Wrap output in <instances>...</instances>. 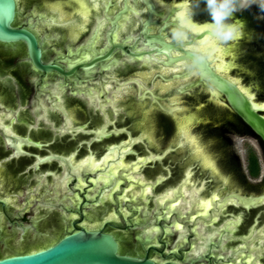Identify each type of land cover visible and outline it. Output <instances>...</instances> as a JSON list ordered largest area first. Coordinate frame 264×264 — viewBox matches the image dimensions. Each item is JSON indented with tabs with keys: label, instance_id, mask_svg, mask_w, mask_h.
Wrapping results in <instances>:
<instances>
[{
	"label": "flooded vegetation",
	"instance_id": "obj_1",
	"mask_svg": "<svg viewBox=\"0 0 264 264\" xmlns=\"http://www.w3.org/2000/svg\"><path fill=\"white\" fill-rule=\"evenodd\" d=\"M15 1L13 26L25 28L35 36L42 62L75 73L64 77L57 72H40L30 62L23 42L0 43L3 246H10L8 242L16 236L22 244L30 237L45 240L35 247L38 248L85 229L114 237L120 254L155 264H264V192L248 194L231 185L230 178L220 170L218 159L193 127L220 128V121L199 117L203 110L212 107L237 122L241 134L254 137L263 154L264 141L224 97L219 104L208 98V92L215 91L209 83L187 90L198 81L199 73L190 67L189 60L178 59L182 56L179 51L171 49L173 61L156 51L162 48L160 39L185 51H190L194 42L192 35L183 44L171 39L170 32L176 27L171 17L174 9L161 11L152 0ZM203 8L201 4V10L193 16L196 21H210ZM234 19L242 21L253 34L252 40L242 46V68L234 75L241 76L245 83H257L258 98L262 100L264 78L249 71L241 56L251 52L245 48L254 43L256 51L249 57L262 65L264 75V12L253 5L236 13ZM101 23L104 24L100 29ZM115 30L117 40L112 35ZM97 33L92 48L90 43ZM86 54L90 59L82 61L80 55ZM98 57L106 58L91 65ZM150 60L152 65L148 66L146 62ZM181 61L189 67L163 76L162 68L173 70ZM191 70L197 76L188 84L162 89L167 81L182 80ZM177 97L182 110L171 113ZM194 98L204 99L187 103ZM189 106H194L193 111L185 110ZM258 111L264 117L263 111ZM155 112L176 122L175 144L161 151V140L154 138ZM79 113L85 114L83 121ZM186 114L195 116L191 134L200 149L211 156L214 169L205 167L203 158L179 132L178 124ZM138 115L139 120L135 121ZM229 124L237 128L236 124ZM184 153L186 157L172 162L174 156ZM252 157L257 161V173H253ZM188 160L191 162L185 164ZM144 161L146 164H142ZM246 161L250 178L257 179L261 166L253 147L248 146ZM112 162L110 174L116 173L115 178L110 177L106 184L96 183V176ZM90 163V169L84 171ZM136 165L139 169L134 172ZM176 167L183 169L178 180L174 179ZM155 171L159 173L151 177ZM116 179L120 187L111 191ZM182 187L186 198L180 203L183 209L179 211V206L168 212L166 205L163 211V205L175 199ZM145 189L148 193L143 198ZM169 194L170 198H164ZM232 195L257 200L248 204ZM205 203H210V207L203 213ZM221 207L226 208L220 212ZM55 215L62 218L57 235L54 229L42 227ZM195 219H199V224L193 227ZM128 244L131 248H127Z\"/></svg>",
	"mask_w": 264,
	"mask_h": 264
},
{
	"label": "water",
	"instance_id": "obj_2",
	"mask_svg": "<svg viewBox=\"0 0 264 264\" xmlns=\"http://www.w3.org/2000/svg\"><path fill=\"white\" fill-rule=\"evenodd\" d=\"M39 1L41 2L42 0H38V2ZM152 1L155 4V7H157L161 11H171L172 9H174L172 11L171 17L173 16L174 22L176 24L177 13L183 9L182 6L185 5V3L189 2L188 0H175L167 3L162 0ZM82 11H84L83 8ZM15 15L16 1L0 0V43L13 44L17 42H23L26 45L29 60L36 70L43 73L57 72L58 74L64 77L72 76L75 73V70L64 72L60 67L56 65L42 62L41 50L38 47L35 36L25 28L13 26ZM260 17H263V15L260 14ZM192 21L194 22L193 24L196 26L197 24L202 25L205 22H210H199L196 21L194 17H192ZM103 24L104 23L100 24V29ZM100 29L98 30V32H100ZM112 35L113 39L117 40L118 33L116 30L113 32ZM190 35L195 37L194 42L190 44V50L195 46L203 45V55L206 58L203 56L201 62L195 67L199 73V79L194 84H191L189 87H187V90L197 87L200 83H209L212 87H214L215 91L211 90L210 92H208V98L214 103L219 104L223 103L222 99L224 97L230 108L241 119H243V121L264 141V117H262L258 113V110H261L264 114V99L261 100L258 98L260 88L257 83H245L241 76L234 75L236 71L238 72V70L242 68V65L239 61L240 54L242 53V46L252 40V32H250L246 25L243 23L240 38L238 40L231 41L227 44H216L210 40H206L205 38L208 36V33L206 31H190ZM97 36L98 33L96 35V38L90 43L92 48L97 42ZM161 46L179 51L182 54V56L178 58L179 60H189L192 63L191 51H185L183 49H180L179 47L166 43ZM245 49H250L251 52L246 51V56H248H241V61H244V64L249 71L253 73L257 72L260 76H263L264 78V75L262 74V65L258 64L259 62H256V60L249 57L252 54V51H256L255 44H248ZM156 51L160 52L161 50L156 49ZM4 54L2 53V55ZM80 58L82 61H84L90 59V56L88 54L80 55ZM104 58L98 57L97 59H94L91 65H93L95 61L102 60ZM207 60L209 61L210 66L215 72L210 68ZM146 64L148 66L152 65L151 60L146 62ZM186 67H189L188 63L186 61H181L173 66V70L162 68L161 72L163 73V76H165L173 72L179 73L182 71L183 68ZM82 69L86 68L82 67ZM196 76V72H194V70H191L189 71L188 75H186L182 80L167 81V83L162 86V89L169 90L172 89L174 86L182 87L185 84L191 82L194 78H196ZM203 99L204 98H194L193 100L188 99L187 103L190 105L193 103L196 104L197 101ZM179 100L180 98L178 97L173 100L171 113H175L179 110H182ZM193 107L194 106L186 107L185 110L187 109L188 111H193ZM78 117L83 121L86 116L84 113H79ZM199 117L204 119H213L221 122L219 129L211 130V126H208L206 128L197 126L193 127V130L195 134H198V136L202 138V142L206 143L209 146L210 153L213 154V157L216 160L218 159L219 168L220 170H222V173L224 175L230 178L231 185H234L238 189H241L242 191L248 194L263 193L264 154L262 153V150L259 144L257 143V140L251 135L241 134L238 131V129H240L238 123L233 121V119L231 120L230 118H228L226 116V113L221 112L215 108L209 107L203 110L199 114ZM154 118L157 122L156 127L154 129V138L156 141L161 140V144H157L159 146L158 151H161L167 146L175 144V142L173 143V138L176 133V122L170 121L169 119L165 120L164 118H161L158 112L154 113ZM137 120H139V115L135 118V121ZM194 120L195 116L193 114H186L183 117V120L178 124L179 132L188 141V144L198 154V156L203 158L202 161L205 167H210L214 169L215 167L211 156L208 155V153L204 152L202 149H200L196 138L193 137L191 134V127ZM229 123L236 124L237 128L233 127ZM229 140H231L232 143H229ZM248 146L253 147L255 149V152L257 153V156L259 158L261 172L257 179H251L247 170L246 156ZM184 157H186L185 153L182 154V156L180 157L174 156L172 162L182 160V158ZM190 162L191 161L188 160L184 163L187 164ZM119 164L120 166H122L121 160ZM142 164H146V161H144ZM113 165L114 162H112L106 170L102 171L99 175L96 176V183L103 181L106 184L110 182V177L115 178L116 173L110 174ZM91 166V163L85 166L84 171L89 170ZM138 166L139 165L133 167L134 172L139 169ZM180 167L183 168L184 165ZM182 170L183 169H179L178 167L174 169V179H179ZM127 172L129 173V171ZM158 173L159 171L152 172L151 177H154ZM11 181L12 180H10L9 182ZM130 185H132L131 182L127 184L128 188L131 187ZM118 187H120V184L116 179L111 185V191ZM183 191L184 187L181 188V193L179 191V194H176L175 199L163 205L162 210L165 211L166 205H169V208L166 209V211L168 212L174 211L176 207H179L182 199H186L184 197ZM147 193L148 191L145 189L143 191L142 197L144 198ZM194 196L195 193L193 197ZM232 196L237 198L239 201H245L248 204H253L257 200V198L250 197L244 199L239 195ZM170 197L171 195L169 194L166 195L164 198ZM164 198L159 199L158 202H160ZM180 207L181 208H179V211L183 209L182 206ZM203 207L204 209L201 210V212H207V209L210 207V203L203 204ZM225 208L226 207H221L219 211L222 212ZM98 216L101 215L98 214ZM251 219L252 216L251 218L249 217L248 222H250ZM61 220L62 218L55 215L45 221L42 224V227L45 229H54L56 233L55 235H57L61 231ZM192 223L193 227L198 225L199 219L193 220ZM1 224L2 217L0 214V226ZM176 227L180 229L178 225H176ZM11 238L12 237H8L7 239ZM16 240L17 237L15 236L13 241L8 242V244L10 243V246H3L2 231L0 232V253L2 254V257L0 258V264H155L153 261L148 259H140L120 254L118 244L114 237L99 231H87L85 229H81L71 234L58 237L51 244L38 248L35 247L44 244L46 241H36L32 240L30 237L28 238L27 242L22 244L18 243ZM32 248L35 249L31 251L22 252L24 250ZM127 248H131V245L128 244Z\"/></svg>",
	"mask_w": 264,
	"mask_h": 264
},
{
	"label": "clouds",
	"instance_id": "obj_3",
	"mask_svg": "<svg viewBox=\"0 0 264 264\" xmlns=\"http://www.w3.org/2000/svg\"><path fill=\"white\" fill-rule=\"evenodd\" d=\"M210 17V22H205L198 27L203 28L207 33V40L216 44H227L231 41L238 40L241 35L243 22L234 19L236 13L243 12L256 5L261 12H264V0H190L180 11L183 15L177 14V24L170 32L171 39L183 44L189 39L190 28L189 23H194L192 17L201 9ZM192 63L190 67L193 69L203 59L204 47L195 46L191 50Z\"/></svg>",
	"mask_w": 264,
	"mask_h": 264
},
{
	"label": "snow or ice",
	"instance_id": "obj_4",
	"mask_svg": "<svg viewBox=\"0 0 264 264\" xmlns=\"http://www.w3.org/2000/svg\"><path fill=\"white\" fill-rule=\"evenodd\" d=\"M185 5H183L182 7H184ZM180 15H183V13H181L180 11L178 12ZM177 13V14H178ZM188 27L190 28V30L191 31H193V32H204L205 30L203 29V28H200V27H197L196 25H194V24H192V23H189L188 24ZM206 40H207V37L205 38ZM157 41H150L149 43H156ZM161 45H164V40L163 39H160L159 41H158ZM161 51L165 54V55H167V56H169V60L170 61H173L172 60V57H171V49L170 48H168V47H162L161 48Z\"/></svg>",
	"mask_w": 264,
	"mask_h": 264
},
{
	"label": "trees",
	"instance_id": "obj_5",
	"mask_svg": "<svg viewBox=\"0 0 264 264\" xmlns=\"http://www.w3.org/2000/svg\"><path fill=\"white\" fill-rule=\"evenodd\" d=\"M250 162H251V165L253 166V173H257V161H256V159L254 158V157H252L251 158V160H250ZM2 257V254L0 253V258Z\"/></svg>",
	"mask_w": 264,
	"mask_h": 264
}]
</instances>
